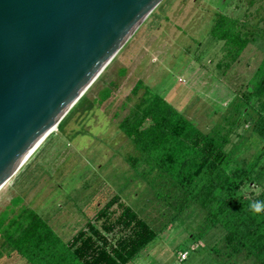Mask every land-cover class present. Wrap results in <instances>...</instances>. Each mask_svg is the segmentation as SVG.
<instances>
[{
  "label": "rangeland",
  "instance_id": "rangeland-1",
  "mask_svg": "<svg viewBox=\"0 0 264 264\" xmlns=\"http://www.w3.org/2000/svg\"><path fill=\"white\" fill-rule=\"evenodd\" d=\"M261 3L257 13L253 6L249 9L248 0H161L57 130L0 190V212L30 206L65 238L93 215L96 205L116 194L161 230L176 212L173 206L180 203L167 198L172 181L150 165H136L137 161L132 167L127 160L140 154L116 125L129 106L119 108L134 82L132 72L141 61L154 84L150 90L161 92L168 104L208 131L222 111V116H234L264 70ZM229 28L248 37L240 54L221 39ZM111 81L117 84L116 94L100 102L99 91ZM245 128L242 124L236 132L242 134ZM230 138L233 143L238 136L233 132ZM254 148L246 155H255ZM259 191V186H251L245 193ZM223 234L219 225L205 227L202 215L183 212L131 264H223L221 251L213 250ZM0 264L25 262L12 257Z\"/></svg>",
  "mask_w": 264,
  "mask_h": 264
},
{
  "label": "trees",
  "instance_id": "trees-1",
  "mask_svg": "<svg viewBox=\"0 0 264 264\" xmlns=\"http://www.w3.org/2000/svg\"><path fill=\"white\" fill-rule=\"evenodd\" d=\"M221 39L232 43L237 54L248 44L247 36L230 28ZM116 85L111 81L102 87L99 101L108 99ZM243 99L235 117L222 116L205 132L138 79L125 97L124 105L131 104L116 125L140 154L129 157L128 163L150 165L172 181L167 198L180 203L173 206L171 219L156 229L114 194L63 238L32 207H6L0 212V262L13 257L25 264H131L149 244L157 243L169 223L188 212L202 215L205 227L224 230L220 244L213 247L217 254L221 251L223 264H264V213L253 214L249 208L252 201L264 202V70ZM242 124L246 128L240 134L236 129ZM233 132L238 139L231 143ZM251 147L255 155L250 157L246 150ZM251 186L260 191L246 194Z\"/></svg>",
  "mask_w": 264,
  "mask_h": 264
},
{
  "label": "water",
  "instance_id": "water-1",
  "mask_svg": "<svg viewBox=\"0 0 264 264\" xmlns=\"http://www.w3.org/2000/svg\"><path fill=\"white\" fill-rule=\"evenodd\" d=\"M161 0H0V190Z\"/></svg>",
  "mask_w": 264,
  "mask_h": 264
},
{
  "label": "crops",
  "instance_id": "crops-1",
  "mask_svg": "<svg viewBox=\"0 0 264 264\" xmlns=\"http://www.w3.org/2000/svg\"><path fill=\"white\" fill-rule=\"evenodd\" d=\"M126 66V64H125ZM125 66H124V69H125ZM148 71L146 70V67H144L143 63H141L140 61V64H138V66H136V68H134V71L132 72V74L134 75L135 79H134V82L132 84V86H130L129 88V93H130V90L131 88L133 87V85L135 84V82L138 80V79H142L146 84L147 86L151 87V80L152 78L150 79L148 73ZM178 80L180 81V77L178 78ZM117 87V85H116ZM115 90V89H114ZM115 92L113 91L112 95L108 98V99H111V97L113 96ZM116 94V93H115ZM129 95V94H128ZM127 95V96H128ZM126 97V96H125ZM125 101V100H124ZM124 101L120 104L119 108L121 109L123 106L124 107H127L124 105ZM134 101V99H133ZM131 103H129L130 105ZM116 113V112H114ZM115 115V114H114ZM118 122V121H117Z\"/></svg>",
  "mask_w": 264,
  "mask_h": 264
},
{
  "label": "clouds",
  "instance_id": "clouds-1",
  "mask_svg": "<svg viewBox=\"0 0 264 264\" xmlns=\"http://www.w3.org/2000/svg\"><path fill=\"white\" fill-rule=\"evenodd\" d=\"M249 208L253 214L264 213V202L261 201H252L249 205Z\"/></svg>",
  "mask_w": 264,
  "mask_h": 264
},
{
  "label": "flooded vegetation",
  "instance_id": "flooded-vegetation-1",
  "mask_svg": "<svg viewBox=\"0 0 264 264\" xmlns=\"http://www.w3.org/2000/svg\"><path fill=\"white\" fill-rule=\"evenodd\" d=\"M257 1H259L260 3H258L257 6L254 7V5L256 4ZM262 1L264 2V0H262ZM248 2L250 3V5H249V9H250V7L253 6L254 9H255V10L257 11V13H258L259 7L262 6L261 0H248ZM263 4H264V3H263ZM254 9H252V10H254ZM250 10H251V9H250ZM257 13H253V14H257ZM153 80H154V79H153ZM152 85H154V84H153L152 81H151V86H152ZM215 112H220V111H219V110H216ZM222 112H223V111H222ZM222 112H221V115H220L221 117H222V115H223ZM221 117H220V118H221ZM217 121H218V120H217ZM212 126H213V125H212ZM51 188H52V186H51L50 188H46V189L49 190V189H51ZM34 200H35V199H34ZM34 200H33V204H34ZM98 205H99V204H98Z\"/></svg>",
  "mask_w": 264,
  "mask_h": 264
},
{
  "label": "bare ground",
  "instance_id": "bare-ground-1",
  "mask_svg": "<svg viewBox=\"0 0 264 264\" xmlns=\"http://www.w3.org/2000/svg\"><path fill=\"white\" fill-rule=\"evenodd\" d=\"M58 124H59V123H58ZM58 124H56L55 126L52 127V129H51L50 132L46 135V137H47L49 134H51L52 132H54V131L57 130ZM46 137H45V138H46ZM45 138H44V140H45ZM44 140H43V141H44ZM25 163H26V162H25Z\"/></svg>",
  "mask_w": 264,
  "mask_h": 264
},
{
  "label": "built area",
  "instance_id": "built-area-1",
  "mask_svg": "<svg viewBox=\"0 0 264 264\" xmlns=\"http://www.w3.org/2000/svg\"><path fill=\"white\" fill-rule=\"evenodd\" d=\"M183 254H185V253H182V254H181V257H182Z\"/></svg>",
  "mask_w": 264,
  "mask_h": 264
}]
</instances>
